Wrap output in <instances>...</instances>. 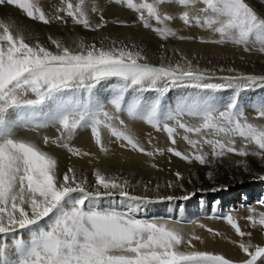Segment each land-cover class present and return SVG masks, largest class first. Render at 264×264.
Wrapping results in <instances>:
<instances>
[{
  "label": "snow or ice",
  "instance_id": "snow-or-ice-1",
  "mask_svg": "<svg viewBox=\"0 0 264 264\" xmlns=\"http://www.w3.org/2000/svg\"><path fill=\"white\" fill-rule=\"evenodd\" d=\"M116 2L139 13L143 26L152 28L161 38L177 35L165 25L173 17L162 15L160 11V6L170 0ZM177 2L188 7L196 0ZM3 3L18 6L33 20L44 24L51 22L39 0H0V4ZM202 3L205 7L199 15L190 16L188 11L182 12L179 18L184 24L194 22L218 34V39L210 41L212 43L243 45L245 51L251 50L250 44L255 43L259 45L258 51L264 53V17L258 15L246 0H202ZM91 11L96 12L98 8L93 5ZM58 12L72 18L76 25L92 28L86 0H78L77 3L64 0ZM56 19L63 17L57 15ZM150 19L165 26L153 27ZM102 26L97 24L95 28ZM179 38L186 39L183 36ZM49 39L55 50L38 41L29 43L18 26L0 21V235L13 237L11 255L7 242L0 243V264H233L223 255L182 251L179 246L184 239L177 229L138 219L140 206L147 201L144 197L130 195L126 190L127 181L121 183L119 178L106 177L96 170V187L89 190L87 179L78 178L73 168H69L61 179L57 172V159L34 142L13 138L14 131L4 117L11 109L36 110L49 101H57L55 114L49 123L57 126L59 135L54 140L45 136V144H56L80 155L79 150L68 142L79 129L87 128L102 151H107L102 130H107L121 141L122 146L145 153V148L120 118L126 112L133 120L144 121L166 132L172 144L176 143L178 130H183V139L196 151L191 156L183 155L175 148L168 151L201 164L206 162L203 145L211 146L214 156L227 152L254 155L264 160V124L250 122L235 98L223 107L205 100L182 101L163 113L162 122L159 98L149 103L140 95L129 100L126 94L146 90L163 93L170 84L183 81H191L194 86L205 89L221 86L201 83L206 79L207 70L194 68L187 58H184L183 65H153L135 46L131 49L116 46L113 41L112 46L104 47L102 41L98 47L81 40L74 49L59 39ZM109 78L119 81L110 100L113 112L91 99H60L67 90H91ZM227 79L264 83V76L255 75ZM29 93L35 98H26ZM255 107L258 118L264 120V103ZM184 116L197 118L199 123L190 124L183 119ZM41 126L46 125H37ZM188 134L199 138L192 139ZM237 137L245 143V147L239 150ZM247 145H254L256 150L249 152ZM146 154L152 155L150 152ZM176 175L180 176L179 173ZM117 194L128 202L126 210H102L98 207L103 197ZM248 220L254 225L264 226V213L260 214L258 221L251 216ZM227 221L240 237L246 235L232 216H228ZM19 230H27L29 239L24 240ZM239 247L250 257L241 264H257L264 258V246H256L254 251L250 250L251 244L240 243Z\"/></svg>",
  "mask_w": 264,
  "mask_h": 264
},
{
  "label": "bare ground",
  "instance_id": "bare-ground-1",
  "mask_svg": "<svg viewBox=\"0 0 264 264\" xmlns=\"http://www.w3.org/2000/svg\"><path fill=\"white\" fill-rule=\"evenodd\" d=\"M163 26L165 25H162L161 27ZM166 26L171 27L177 35L169 36L170 40L172 41H168V43H164V45L158 44V47H162L165 51L166 49L171 51L169 52L171 54V56L169 57L171 60V64L174 65L183 61L180 56L175 55L174 53V51L176 49H179L181 46L180 42L177 41L197 42V39H195L193 35L199 36L201 33L204 32V29L201 27L199 28L194 26L193 28L190 27L186 29L182 27L177 21L172 24L166 23ZM120 27V31L113 29V32L110 35L109 39H101L100 41L97 40L98 42H100L96 43L97 46H101V42L103 41V43H105L103 44V46L109 47L110 45L112 46V42L115 41L116 46H123L125 45V43L128 42L130 43L128 47L130 49L133 48V46H135L133 43L134 41L130 40L123 42L124 35H122V33L124 32H130L131 30L133 31V27L128 26L127 28L122 27L121 25ZM53 30L51 32L52 36L50 37L53 39L61 40L65 43L66 46H69L71 48H77V44L82 40L80 38L79 32H77L78 34H74L73 36H71L68 33L65 35L64 32H62L63 34L58 35L57 33H55L56 31L54 32ZM142 33L144 34V32ZM24 35L29 40L32 36H34L31 35L29 32H24ZM29 35H31V37ZM75 35L78 36L74 37ZM139 36H133L132 39L138 40L140 43V39L142 38H140ZM181 36L186 37V39H180L179 37ZM47 40L49 42V44L47 45H50L49 48L51 50H55V46L51 44V40L48 37H45L42 41L47 42ZM33 41L34 40H32V42ZM211 46L213 45H210L209 43L205 42L201 48ZM135 48L138 49L139 47L135 46ZM183 48L184 47H182V50ZM190 50L191 49H189V51ZM222 52H224V50ZM210 58H213V56H210ZM177 91V89L171 90V95L167 98V100H165V103H162L163 105H165L162 108V110H164V113H166L170 109H174L177 104L182 101L190 99L207 101L210 94L215 97L214 100L218 102V107H223L226 104L224 100L227 96L225 97V95L223 94L224 92L214 91L213 93H210L207 90L205 91V88H199L196 90L188 89L184 92L180 90L181 94L178 95L176 99H170L174 94L177 93ZM96 97L98 98L97 95ZM88 98L89 96L87 97V99ZM245 107L247 108L246 104ZM47 112L49 114L47 117H52L55 114V112L51 110ZM47 112L43 113L47 115ZM251 114H253V112ZM21 117L23 116L13 114L11 115V117L7 118L6 121L9 124H12V121H19ZM163 117H161L162 122L164 120ZM183 119L190 124L199 123V120L197 118H189L187 116H184ZM248 119L250 122H252L251 118L248 117ZM18 121H16V123ZM260 122L264 123L263 121ZM169 123L172 124L173 122ZM23 124L26 130H16L17 125L16 128L15 125H10L14 131L13 138L25 140L28 142H34L38 147L41 146L42 140L45 136H49L51 140L56 138L54 135L55 133H51V127H49L48 129H43L42 126L37 127L39 123L37 125L29 123L28 118L27 120L23 121ZM129 124L132 126V131L134 127L140 129H138L139 131L133 132V134L136 135V138L145 148V153H140L131 149L130 147L122 146L121 141L116 140L112 136L102 137L104 141V147L107 149V151H102L100 146L95 143L94 138L91 136L90 129L82 128L79 129L77 133L73 136L71 141L68 142L72 148L79 150L80 155H74L72 152H69L67 148L60 147L56 144H51L50 146H48V152L51 153V155H53L57 159V166H59L58 173H62L65 170L64 166L73 168L74 170H79L80 174H82V172L84 173V176H82V178L87 179L86 187L89 188V186L92 187V184L96 187L94 173L96 170H100L102 174H104L106 177L119 178L121 183H123V181H127L128 185L126 190L131 189L129 188L131 185H133V188L134 186H137L136 188H134V190H131L132 195L144 197L146 199L162 203L168 202L169 199L167 198L172 197L169 202L170 205L174 207L168 208L174 211L179 208V203L183 204L181 206H184L186 208L185 210H187L188 208L190 210H195L194 206H198L201 208V210L204 211L209 206L211 213H216V217H221V219H223L225 218V216H232L235 221H242L243 229L244 226H246L248 223H252L251 221L246 220L249 216L253 217L255 220L258 221L260 218V214L264 213V160H261L259 157L254 155L241 156L237 153L227 152H225L221 156H214L212 155L211 146L203 145L202 151L206 155V162L204 164H201L199 161L190 159L188 163H185L186 161L184 159H181V157L180 159H178L179 157L177 158L176 155L168 151L169 148H175L177 151H180L183 155L188 156H191L196 151L192 148L191 145L187 143V141L183 139V136L185 135L184 132L178 130V134L175 136L176 144L171 147L166 132L160 129L158 131H153L150 128L143 126L142 123L138 122H131ZM32 127L36 128L37 130H40L39 134H34L33 130H30V128ZM190 137L192 139L199 138L194 134L190 135ZM236 147L238 150L242 147H245V143L242 141L241 138H236ZM246 150L251 152L255 151L256 149L254 145H247ZM148 152L152 153V155H147L146 153ZM85 153H87V155H85ZM120 168H126L128 170L134 171L138 170L145 172L148 175H151V180H149L151 183V189L143 190L144 186L142 187V183H145L144 180L142 181L139 179H134L131 181L125 176L121 177V175L119 174V170H121ZM177 173L180 174L179 177H177ZM209 173L211 174V177H209ZM59 176H62V174H59ZM149 181L147 180V182ZM110 206H113L112 208L114 209H117L119 207L121 208V205L117 207V205L114 203H112ZM110 206L108 205L105 207ZM101 207L102 206H100L99 208ZM155 209L157 210L159 208ZM172 213L173 212H166L164 210L158 212L157 210L156 212H152V214L149 216H156V218H160L157 219V223H163L168 225L169 227L177 229L182 234L184 239V243H182L179 248L180 250L185 252H210L216 255H223L225 258L230 259L233 262L239 263L240 261H243L248 257L239 247L240 243L251 244L252 248L250 250H253V248H255L256 246H260V241L263 240L259 237V230L261 229V227L258 224L257 226L250 227L246 236L239 237L236 236L230 230L231 225L228 223V221H220L218 223L213 222L215 224H209L206 221L194 223V219L187 218L188 216H186V221L184 219H181L180 212H178L177 215H174V217L173 215H171ZM160 215L169 217V220L173 217L175 218L174 220H176V222H173L171 220L169 222H166L167 220H162V216L160 217ZM45 219L47 220V218ZM208 229H210L212 232L216 231L217 234L214 235L213 233H209ZM244 232L247 233V230L244 229ZM24 237V240L29 239L27 233H24ZM11 238L13 239L12 236ZM10 241L12 243H9L8 246L9 254L11 255L12 246L10 245H13V240ZM189 241L191 242L190 244ZM257 264H264V258L257 262Z\"/></svg>",
  "mask_w": 264,
  "mask_h": 264
},
{
  "label": "rangeland",
  "instance_id": "rangeland-1",
  "mask_svg": "<svg viewBox=\"0 0 264 264\" xmlns=\"http://www.w3.org/2000/svg\"><path fill=\"white\" fill-rule=\"evenodd\" d=\"M72 2L77 3L78 0H72ZM86 2L88 4V8H89V19H90V23L92 25L91 29H86L82 25H76L73 22L72 18L67 17L65 13L58 12V9L64 4V0H39V3L41 5L42 9L45 11L46 15L49 17V19L51 21L49 24H44V23L39 22L37 20H33V19L29 18L26 15V13H24L23 10H21L18 6L10 5L7 3L0 4V21H4V22L10 23V24H14V25L18 26L21 30H23V32H29L31 35H34L32 37H31V35H29L31 37L30 40L27 38V41L29 43H36L38 41L39 43H41L47 47H50V45H47V44H49L48 40H47V42L42 41V40L45 37L50 38V36H52L51 32L53 29H54L53 31L54 32L56 31L55 33H57L58 35L63 34L62 32H64L65 35L68 33L69 35L73 36L74 34H78L77 32H79L80 38L82 39V41L84 43L96 44V43H100L98 41H100L101 39H109L110 35L113 32V29L120 31L119 30V28H121L120 25L122 27H127V28H128V26L133 27L132 28L133 31L131 30L130 32L122 33V35H124L123 42L133 40L134 45L139 47L137 50H141L143 52V54L145 53L144 55H146L148 63H151L153 65H159L161 63H164V64L170 63L171 64V60L169 57V56H171V54L169 53L171 51L168 49H166V51H165L162 47H158V44L164 45V43L167 44L168 41H172V40H170L169 37L167 39L161 38L158 35V33H156L155 31L152 30V28H145L143 26V22H141L139 19V13H137L134 10L129 9L126 4L117 3L116 0H86ZM134 2L140 3V2H145V0H134ZM146 2L151 3V2H153V0H146ZM246 2L257 12L258 15L264 17V0H246ZM93 5H95L98 8V11H96V12L91 11V7ZM204 7H205V5L202 3V0H196L195 4L189 5L188 7H183V6L179 5L177 0H170L169 3H166V4L160 6V11H161L162 15L167 14V15H171L173 17V19L171 21L165 22V25H166V23L172 24V23L177 21L178 23H180V25L182 27H184L186 29L190 28V27L193 28V26L200 28V26L195 25L194 22H192L190 24H184L183 21L179 17L181 16L183 11H188L190 13V16L199 15L200 10ZM123 14H124V16H123ZM57 15L62 16L63 19H60V20L56 19ZM145 15H147L146 10H145ZM101 17H103V19H101ZM149 22L153 25V27H161L162 26V25H158L154 19H150ZM97 24H102L103 26L100 27L99 29H96L95 26ZM93 29H95V30H93ZM203 29H204V32L201 33L199 36L193 35L194 38L197 39V42L177 41V42H180L181 46L179 49H176L174 51V53H175V55L180 56V58L183 60L180 62V64L183 65L184 64V58H187V60L192 62V65L194 68H198L202 71L207 70L206 79L201 83L220 85L221 87L208 88V89H205V91L207 90L210 93H213L214 91L224 92L223 94L225 95V97L227 96L224 100L225 103L230 102L232 99L235 98L238 101L239 107L245 111L246 116L251 118L252 122L257 123V124H264V123L260 122V121L264 122V120L257 118L258 113L256 112V107H255L256 105L264 103V83L259 82V81L250 82V81H244V80H229V79H227L228 77H240V76H249V75L264 76V53H261L260 51H258L259 45L255 44V43L250 44L251 50L245 51L243 45H235L232 43H225V44H217V43H212V42L210 43V41H212L213 39H218V34H214L212 31H209L207 29L205 31V28H203ZM142 32H144V34ZM97 34H99V35H97ZM138 34L141 36H139ZM204 34H205V36H204ZM76 36H78V35H75L74 37H76ZM133 36H139L140 38H142V39H140L141 42L139 43L138 40L132 39ZM31 39L34 41L32 42ZM205 42L209 43L210 45L212 44L213 46L201 48ZM151 43H152V45H151ZM186 43H187V45H186ZM103 44H105V43H103ZM143 44H144V46H143ZM189 44H191L192 47ZM126 45L128 47L130 45V43L127 42L123 46H126ZM149 45H150V47H149ZM194 46H196V47H194ZM228 46H229V48H228ZM182 47H184L183 50H182ZM215 48H217V49H215ZM189 49H191V50L189 51ZM143 50H145V51H143ZM197 50H199V51L201 50L200 52H202V51H204V52L200 53ZM223 50H224V52H222ZM193 51H194V53H193ZM205 53H207V54H205ZM186 54H187V56H186ZM223 54H224V56H223ZM220 55L222 58L220 57ZM153 56H155V57H153ZM210 56H213V58H210ZM215 56H216V58H215ZM229 69H231L232 71H229ZM118 83H119V81L116 80L115 78L105 79V80H102L99 83H97L95 85V87H93L91 90H89L87 88H75L72 90H67V91H65V93L62 94V97L60 99H63L66 101H71L73 99L85 101V100L91 99V101H93L95 103H99V104L104 105V107L107 111L113 112L114 109L112 108V106L110 104V100L112 98L114 89ZM161 87H163V85H161ZM199 88H202V87L194 86V83L191 81H183V82H178L175 84H170L168 86L167 90L164 91L163 93L157 92L155 90H146L143 93H133L130 91L129 93L126 94V98L130 100L134 95H140V97L143 101H146L149 103L152 102L153 100H155L156 98H159L161 101V112H162L161 117H163L164 110H162V108L165 105H163L162 103H165L166 102L165 100H167V98L171 95V93H170L171 90H173V89L178 90L177 93L174 94L170 98V99H174V98L176 99L178 97V95L181 94L180 90L182 92H184V91H187L188 89L196 90ZM96 95L98 96V98L96 97ZM88 96H89V98L87 99ZM26 98L34 99L35 97L31 93H29ZM214 99H215V97L210 94L207 101L218 106V102H216ZM244 103L247 105V108L245 107ZM56 108H57V101H49L47 104L41 106L40 108H38L36 110H31V109H26V108L11 109L9 111V113L6 114L4 119L7 120V118L11 117V115H13V114L22 115L23 117H21V119H19V121L15 120V121L11 122L13 125H15V128L17 125L16 130H21V129L26 130L24 127L23 121L27 120V118H28L29 123H32L35 125H37L38 123L46 125V126H42L43 129H48L49 127H51V133L52 132L55 133L54 135H55V137H57L59 135V133L57 132V126L55 124L49 123V121L51 120L52 117H47L49 115L47 111L51 110V111L55 112ZM43 112H47V115H45ZM252 112H253V114H251ZM24 116H26L27 118ZM120 118L125 121V124L131 130L132 133L139 131L140 129L138 128L139 129L138 130L137 127H134V129L132 131V129H131L132 126L129 124L131 122L142 123L143 126L148 127L153 131L159 130V129L154 128L153 126L147 124L144 121L133 120L132 118L127 116L126 112L121 114ZM257 120H258V122H257ZM16 121H18V122L16 123ZM12 124H10V125H12ZM30 130H33L34 134L35 133L39 134V131H40L34 127L30 128ZM181 131L183 132V130H181ZM156 133H158V132H156ZM190 135H193V134H190ZM103 136L111 137L110 133H108L107 130H102V137ZM47 137H49V136H47ZM135 137H136V135H135ZM168 141H169V144L171 147H173L176 144V143L172 144L169 137H168ZM50 145H51V143L45 144L44 140H42L41 146H39V147L41 148V150L48 152V149H49L48 146H50ZM49 154H51V153H49ZM177 158H178V156H177ZM178 159H180V157ZM185 161H186L185 163H188L190 160H185ZM58 168H59V166H57V172L59 171ZM69 168L70 167L64 166L65 170L62 173H58V175L62 174V176H63V174L65 172H67V170ZM120 169L121 170H119V174L121 175V177L125 176L127 179L129 178V180H131V181L134 179H139L142 181L144 180L145 183L141 182L142 187L144 186L143 190L151 189L150 188L151 183L149 181V180H151V177H152L151 175H148L145 172L138 171V170L134 171V170H128L126 168H120ZM75 172H76V175L78 178H82V176H84V173L82 172V174H80L79 170H75ZM62 176H60V178ZM147 180L149 182H147ZM146 184H149V185H146ZM91 186L92 187L89 186L88 189L94 190L95 186H93V184ZM136 187L137 186H134V188H136ZM129 188H131V189H128L127 191H129V193H131L130 195H132L131 190L132 189L134 190L133 185H131ZM239 193H242V192H239ZM133 196H135V195H133ZM146 201L147 202L141 204V206H140V209L137 213L138 219L147 220L150 222L151 221L156 222L157 219H160V218H156V216L151 217L149 215H151L152 212H156L157 210H158V212L164 210L166 212H173L171 214V215H173V217H174V215H177L178 212H180L181 219H184L186 221L187 218H191V219H194V223L206 221L209 224H215V223H218L220 221H227L226 216H225V218L221 219V217H216L217 216L216 213H211L209 206L204 211L201 210V208L198 206H194L195 210H190L189 208L187 210H185L186 208L184 206H181L183 204L179 203L178 204V205H180L179 208H177V210L174 211V210H172V209L170 210L168 208V207H172L170 205V202H169L170 200L168 202H163V203L162 202H156V201H153L150 199H146ZM112 203L116 204L117 207L119 205H121V208L119 207L120 209L117 208L116 210L119 209L120 211H124V210H126V206H127L128 202L124 198L120 197L117 194V195H114L112 197H103L99 201L98 207L102 206L100 208L102 210L103 209H114V208H112L113 206H110ZM108 205L110 207H105ZM155 208H159V209L156 210ZM192 211H194V212H192ZM212 215L215 217H213ZM161 216L162 215H160V217ZM186 216H188V217L186 218ZM173 217L170 218V220L173 222H176V220H174L175 218H173ZM161 219L167 220L166 222L170 221L169 217H165V216H162ZM246 220H248V219H246ZM42 222L44 223L45 221H42ZM178 222H180V221H178ZM213 222H215V223H213ZM236 222L239 224V226L243 232H244V229L247 230L246 234H248V230L250 227L257 226V224H258L257 223L254 225L253 223H248L246 226H244V229H243L242 221L237 220ZM189 223H190V221H189ZM260 227H261V229L259 230L260 233L259 232L258 233H259V237L261 239H263L262 241H260L261 242L260 246H264V226H260ZM230 230L236 236H239L236 233L235 229L230 227ZM208 232L213 233L214 235L217 234L216 231L212 232V231H210V229H208ZM19 233L23 239H25L24 233H27V235H28L27 230H20ZM28 238H29V235H28ZM10 240H13L11 238V235L8 237H3L2 235H0V243L6 241L7 244L9 245V243H12ZM10 246H12V244ZM254 249L255 248H253L252 251H254ZM249 258L250 257H247L246 259H249ZM261 259H263V258H261ZM260 260H258L257 262H259ZM241 262L242 261H240L239 263L233 262V264H241Z\"/></svg>",
  "mask_w": 264,
  "mask_h": 264
}]
</instances>
